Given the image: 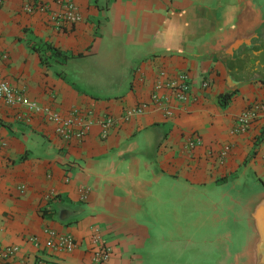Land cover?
<instances>
[{
    "label": "crops",
    "instance_id": "obj_1",
    "mask_svg": "<svg viewBox=\"0 0 264 264\" xmlns=\"http://www.w3.org/2000/svg\"><path fill=\"white\" fill-rule=\"evenodd\" d=\"M66 1L0 0L2 77L41 106L94 122L68 143L0 101V250L17 249L0 264H93L94 230L112 250L103 264H233L227 190L264 184V112L235 130L264 102V80L241 76L231 57L252 47L262 0H70L82 21L60 26ZM38 41L68 59L44 65ZM181 75L190 95L167 117L152 102L155 84ZM47 231L76 249H48Z\"/></svg>",
    "mask_w": 264,
    "mask_h": 264
},
{
    "label": "built area",
    "instance_id": "obj_2",
    "mask_svg": "<svg viewBox=\"0 0 264 264\" xmlns=\"http://www.w3.org/2000/svg\"><path fill=\"white\" fill-rule=\"evenodd\" d=\"M58 25H64L69 22L73 25L82 21V15L79 7L72 1H66L62 6V12L54 17ZM5 56H0V67L5 61ZM165 76V75H163ZM162 76V77H163ZM152 102L155 105L162 106L165 116H174V111L179 105L185 104L188 101L191 89V82L187 75H181L178 80L167 81L165 84H155ZM205 86V84H204ZM167 90L169 95H162V91ZM0 101L8 107H21L25 109L20 118L30 122L34 117H39L42 121L52 124L55 127V134L70 143L72 141L82 142L89 134L90 128L94 124L91 119V113L81 109H73L67 114H62L51 107L41 106L36 101L31 100L24 90L14 88L6 79L1 75L0 69ZM142 112L141 109L137 110ZM264 112V102L257 104L253 109L244 113L237 120L235 132L243 131L248 124V121L254 119L259 114ZM114 119L107 117L102 119L104 132L108 131L114 125ZM200 143V139L194 144L190 142V146L194 147ZM229 151L226 146L221 153L222 160L225 159ZM93 241V264L106 263L111 256V248L106 245L101 236L94 230ZM48 239L46 247L54 252L71 253L77 247L75 239L69 235H60L53 231H47ZM17 249L7 248L0 250V260H5L13 256Z\"/></svg>",
    "mask_w": 264,
    "mask_h": 264
},
{
    "label": "water",
    "instance_id": "obj_3",
    "mask_svg": "<svg viewBox=\"0 0 264 264\" xmlns=\"http://www.w3.org/2000/svg\"><path fill=\"white\" fill-rule=\"evenodd\" d=\"M227 197L233 209L226 215V229L237 243L233 264H264V184L228 188Z\"/></svg>",
    "mask_w": 264,
    "mask_h": 264
},
{
    "label": "flooded vegetation",
    "instance_id": "obj_4",
    "mask_svg": "<svg viewBox=\"0 0 264 264\" xmlns=\"http://www.w3.org/2000/svg\"><path fill=\"white\" fill-rule=\"evenodd\" d=\"M264 5V0H262ZM264 8V7H263ZM251 39L250 49L242 46L234 56L231 57L232 63L238 64L239 74L251 80H264V61L258 55L264 51V18L262 24L254 31Z\"/></svg>",
    "mask_w": 264,
    "mask_h": 264
},
{
    "label": "trees",
    "instance_id": "obj_5",
    "mask_svg": "<svg viewBox=\"0 0 264 264\" xmlns=\"http://www.w3.org/2000/svg\"><path fill=\"white\" fill-rule=\"evenodd\" d=\"M31 47L34 51H36L41 59V62L46 66L56 65L58 63H63L68 56L64 54L61 50L54 47L52 44H48L42 41L34 42L31 44ZM220 100L223 105H227V102L230 100V96L228 94L222 95ZM264 137V132L262 133L260 138ZM227 178H224L220 181H226Z\"/></svg>",
    "mask_w": 264,
    "mask_h": 264
},
{
    "label": "rangeland",
    "instance_id": "obj_6",
    "mask_svg": "<svg viewBox=\"0 0 264 264\" xmlns=\"http://www.w3.org/2000/svg\"><path fill=\"white\" fill-rule=\"evenodd\" d=\"M212 221L209 219V222H208V227H209V229H208V236H211V234H212Z\"/></svg>",
    "mask_w": 264,
    "mask_h": 264
}]
</instances>
